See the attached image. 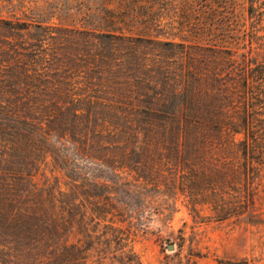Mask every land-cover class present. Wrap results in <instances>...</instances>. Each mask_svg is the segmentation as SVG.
<instances>
[{
	"label": "rangeland",
	"instance_id": "obj_1",
	"mask_svg": "<svg viewBox=\"0 0 264 264\" xmlns=\"http://www.w3.org/2000/svg\"><path fill=\"white\" fill-rule=\"evenodd\" d=\"M150 1L0 0V102L16 105L20 123L6 114L0 122L8 132L15 127L36 137L34 182L57 181L66 201L77 204L78 219L84 218L78 237L100 264H264V160L239 170L253 183L249 208L221 219L211 204L190 200L234 195L224 182H233L238 170L225 166V153L205 145L192 171L185 169L180 138L146 133L140 115L128 109L149 96L160 102L165 74L158 61L176 53L144 40L182 44L180 38L192 36L181 25L179 0H155L152 17ZM37 87L43 88L38 95L26 91ZM88 99L97 103L96 130L114 147H83L75 159L69 154L75 168L52 161L47 152L70 146L68 109L85 108ZM32 101L43 103L41 112L25 106ZM116 103H126V112L107 106Z\"/></svg>",
	"mask_w": 264,
	"mask_h": 264
},
{
	"label": "trees",
	"instance_id": "obj_2",
	"mask_svg": "<svg viewBox=\"0 0 264 264\" xmlns=\"http://www.w3.org/2000/svg\"><path fill=\"white\" fill-rule=\"evenodd\" d=\"M154 1L147 5L151 17L157 12ZM179 6L184 19L181 25L192 35L189 40L180 38L182 44L144 40L160 52L176 50L175 55L158 61L165 74L159 82L164 86L161 100L147 92L149 97L142 105L136 103L128 109L140 115L146 133L156 129L181 139L177 148L185 169L192 171L205 145L215 144L225 153V166L238 170L233 171V182H224L234 195L226 192L228 197L219 200H190L211 204L224 219L240 214L252 203L253 183L239 170L255 169L264 160V0H179ZM151 21L156 24L158 19ZM42 90L26 91L38 95ZM42 104L32 101L25 106L37 113ZM15 106L0 102V121L6 114L12 124H19L14 118ZM107 106L126 112V103ZM96 109L97 103L90 99L85 108L68 109L64 123L70 127V136L64 142L70 146L65 153V145L57 152H47L52 161L75 168L69 154L75 159L83 147H114L107 135L96 130ZM50 113L47 107L45 116ZM79 125L83 130L75 133ZM5 127L10 126L0 122V264H100L92 259V246H84L78 237L84 236L79 232L84 218L78 219L77 204L66 201L57 181L43 187L34 182L36 160L31 152L36 137L15 127L8 132ZM200 180L205 182L203 175Z\"/></svg>",
	"mask_w": 264,
	"mask_h": 264
}]
</instances>
